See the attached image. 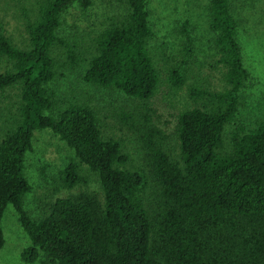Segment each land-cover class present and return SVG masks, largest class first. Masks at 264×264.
I'll use <instances>...</instances> for the list:
<instances>
[{
	"label": "trees",
	"instance_id": "16d2710c",
	"mask_svg": "<svg viewBox=\"0 0 264 264\" xmlns=\"http://www.w3.org/2000/svg\"><path fill=\"white\" fill-rule=\"evenodd\" d=\"M18 1L22 19L25 0ZM75 1L89 3L33 0L23 9L26 37L20 43L0 21V68L6 66L0 92L19 89L18 116L0 138V249L1 219L11 204L29 240L20 254L27 263L41 254V264H264V118L237 122L249 72L234 1L207 0L225 87L189 88L194 105L177 117L179 159L157 139L160 130L148 115H131L147 165L132 162L122 139L103 134L94 105L59 95L53 82L62 69L82 65L85 82L147 103L160 77L149 48L155 35L149 0H124V12L108 17L83 52L58 33L62 14ZM177 31L183 38L168 80L180 88L194 37L186 18ZM43 129L73 153L59 174L63 185L87 184L85 166L96 187L56 197L47 211L33 215L24 206L32 190L25 154Z\"/></svg>",
	"mask_w": 264,
	"mask_h": 264
},
{
	"label": "rangeland",
	"instance_id": "374dc122",
	"mask_svg": "<svg viewBox=\"0 0 264 264\" xmlns=\"http://www.w3.org/2000/svg\"><path fill=\"white\" fill-rule=\"evenodd\" d=\"M33 0H25L20 17L18 0H0V21L13 42L20 43L26 37L23 9ZM75 1L61 16L58 33L69 43L76 42V51H84L92 44L94 35L103 30L107 18L118 16L126 9L124 0ZM237 19V38L242 46L244 67L249 72L243 91L244 104L239 108L237 122L245 125L257 118H264V0H233ZM150 23L155 31L149 48L159 70V84L147 103L134 100L117 90L99 87L81 78L83 66L62 69L53 86L59 95L67 99L89 101L103 121L105 136L122 139L124 150L134 163L147 165L141 133L133 124L136 113L146 114L160 130L157 139L169 156L179 159V143L176 127L178 113L193 106L190 87L222 90L225 87L223 68L216 64V54L211 45L213 33L208 27L207 0H149ZM188 19L193 28L194 57L186 69V82L180 88L168 80L169 69L178 63V51L183 35L177 31L183 19ZM109 20V19H108ZM70 62L69 59L65 63ZM5 65L0 73L5 72ZM19 89L7 87L0 92V138L18 116ZM229 125L226 127L228 130ZM73 157L71 149L50 130H37L32 141V150L25 154V175L32 190L24 198V206L33 215L48 210L56 197H64L79 190L95 189L94 177L85 166L82 170L88 183L72 188L63 185L60 171ZM101 197V193H98ZM4 244L0 249V264H41L43 256L32 263L20 257L29 240L11 204H7L1 219Z\"/></svg>",
	"mask_w": 264,
	"mask_h": 264
}]
</instances>
